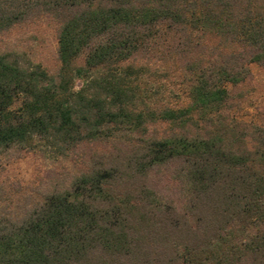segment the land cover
Masks as SVG:
<instances>
[{
	"label": "trees",
	"instance_id": "trees-1",
	"mask_svg": "<svg viewBox=\"0 0 264 264\" xmlns=\"http://www.w3.org/2000/svg\"><path fill=\"white\" fill-rule=\"evenodd\" d=\"M258 1L0 0V34L41 17L58 23L61 64L55 79L0 54V155L20 146L67 157L87 142L172 128L23 216L0 214V264H264V130L222 121L229 86L264 64ZM158 54L181 63L187 105L164 96L150 68ZM172 163L182 214L144 185Z\"/></svg>",
	"mask_w": 264,
	"mask_h": 264
},
{
	"label": "rangeland",
	"instance_id": "rangeland-1",
	"mask_svg": "<svg viewBox=\"0 0 264 264\" xmlns=\"http://www.w3.org/2000/svg\"><path fill=\"white\" fill-rule=\"evenodd\" d=\"M258 2L264 5V0ZM58 27V23L49 17L17 25L0 34V54H8L11 59H17L25 66L39 65L50 77L56 79L61 68ZM209 46H214L213 41ZM157 58L156 65L151 63L150 68L153 74L157 71L164 96L167 98L169 93L176 94L174 100L170 99L171 106L187 105V94L183 86L178 85L182 80L179 77L181 63L177 62L178 58L159 54ZM77 64H82V60ZM249 69L250 76L244 83L229 86L230 99L222 113L224 125L230 128L237 125L248 134L252 127L264 130V64H252ZM81 86L82 81H76L75 88L79 89ZM171 129L168 124L150 125L146 135L134 136L126 142H87L72 150L67 157H59L40 149L13 147L0 155V214L23 216L47 196L69 191L73 180L88 171L92 165L108 158H123L132 147L131 143H136L141 138L169 136ZM180 168L179 163L155 168L144 181V185L152 193L176 209L178 214H182L186 206L181 184L176 179Z\"/></svg>",
	"mask_w": 264,
	"mask_h": 264
}]
</instances>
